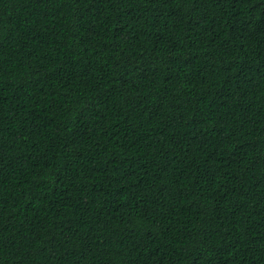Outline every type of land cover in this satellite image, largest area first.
<instances>
[{
  "label": "trees",
  "instance_id": "1",
  "mask_svg": "<svg viewBox=\"0 0 264 264\" xmlns=\"http://www.w3.org/2000/svg\"><path fill=\"white\" fill-rule=\"evenodd\" d=\"M0 264H264V0H0Z\"/></svg>",
  "mask_w": 264,
  "mask_h": 264
}]
</instances>
